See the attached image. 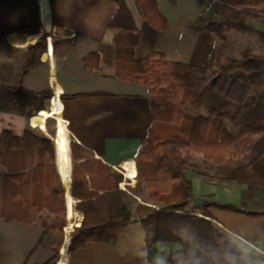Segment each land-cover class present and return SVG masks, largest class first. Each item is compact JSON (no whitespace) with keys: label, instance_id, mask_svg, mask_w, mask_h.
<instances>
[{"label":"trees","instance_id":"1","mask_svg":"<svg viewBox=\"0 0 264 264\" xmlns=\"http://www.w3.org/2000/svg\"><path fill=\"white\" fill-rule=\"evenodd\" d=\"M110 1L118 6L108 25L114 32L116 77L147 87L152 100V124L141 142L135 167L156 209L153 215L138 221L130 206L133 197L119 186L124 181L123 174L72 143L73 158L81 161L72 170V197L81 200L78 207L84 218L71 239L70 254L89 242L115 243L130 223L139 222L145 230L150 264H158L150 254L158 244L174 247L168 264H177L193 253L204 264H215L217 260L229 264L231 259L236 264H254L258 256L247 252L212 223L208 208L215 206L250 216H264V212L231 204L197 203L186 172L193 167L192 157L196 154L216 164L244 158L245 166L264 155V54L248 52L233 57L227 52V33L233 30L264 45V30L249 24L251 16L264 19V0H220L215 12L198 17L191 28L216 36L203 67L171 62L156 54L146 59L135 57L140 40L135 18L125 0ZM135 3L146 20L158 13L155 0ZM29 41L35 42V37ZM5 44L0 33V46ZM11 48L22 58L12 82L0 75V112L27 118L29 111L44 106L33 114L35 126L43 131L45 104L52 91L34 92L24 87L23 80L41 64L40 56L46 50L44 39L24 49ZM61 98L65 99L63 95ZM24 134L22 138L9 131L1 134L0 167L6 174L0 175V217L38 222L45 229L61 233L65 222L64 190L53 170V144L47 138H37L31 130ZM54 143L67 185L72 168L70 142ZM127 167L133 168V162H128ZM49 168L50 174L45 172ZM45 210L53 220L40 215ZM68 213L71 215V208ZM56 244L51 246L52 257L43 264H57L61 237ZM261 246L264 248V241Z\"/></svg>","mask_w":264,"mask_h":264},{"label":"crops","instance_id":"2","mask_svg":"<svg viewBox=\"0 0 264 264\" xmlns=\"http://www.w3.org/2000/svg\"><path fill=\"white\" fill-rule=\"evenodd\" d=\"M125 1L140 31L135 57L146 59L156 54L171 62L205 66L216 36L209 31H195L191 26L199 16L216 11L210 0H155L158 13L153 14L152 20L141 17L135 0ZM117 9L110 0H0V33L7 44L2 46L24 49L39 38L44 39L46 50L40 56L41 64L24 76V87L34 92L51 91L52 74L59 82L56 90L65 97L55 98L53 109L49 101L45 104L43 131L35 126L33 117L0 112V139L3 131L22 138L31 130L37 138L52 142L53 170L64 190L63 226L68 205L78 210L82 221L84 218L78 207L81 200L72 197V170L81 162L73 158L72 143L123 174L124 181L119 186L133 197L130 206L138 221L153 215L156 209L147 198L135 167L141 142L152 124V100L147 87L116 77L114 32L108 25ZM33 37L32 43L29 39ZM72 95L78 97L71 98ZM48 121L55 123L53 136L47 132ZM54 141L70 142L72 168L67 185L60 173ZM242 160L214 164L201 154L193 156V167L186 177L192 182L196 199L264 212V155L246 166ZM131 161L133 168L126 169ZM45 172L50 174L51 168ZM2 174L6 171L1 166ZM208 212L212 223L239 243L247 240L261 245L264 241L263 215L250 216L215 206L209 207ZM40 215L53 220L47 210ZM56 234L61 233L45 229L38 222L0 217V264L47 262L53 255L51 246L57 245ZM162 246L151 249L155 262L159 261ZM61 252L59 264H150L145 230L139 222L130 223L115 243L89 242L72 254L63 249Z\"/></svg>","mask_w":264,"mask_h":264},{"label":"rangeland","instance_id":"3","mask_svg":"<svg viewBox=\"0 0 264 264\" xmlns=\"http://www.w3.org/2000/svg\"><path fill=\"white\" fill-rule=\"evenodd\" d=\"M249 24L251 26H254L256 29L260 30H264V19L262 18H257V17H249ZM227 38H228V54L230 53L231 56H235V57H240L245 53H255V54H264V45L262 43H260L258 40H256L254 37L250 36V35H245L241 32L238 31H229L227 33ZM15 48V47H14ZM22 58V54L20 52L14 51L11 47L10 49H6V47L4 46H0V70L1 73L0 75H2L4 77V79H7L9 82H12L14 79L13 77L15 76V74L17 73V70L19 69V62ZM48 104V103H46ZM54 121H48V125H47V132L51 134V136H53V129H54ZM243 159L242 161H247V159L244 158H240ZM238 159V160H240ZM236 160V161H238ZM235 161V162H236ZM213 163V162H212ZM216 164V163H214ZM134 191V189H133ZM72 205H68V210L69 208H71ZM67 216L69 218V223L67 226V230L69 231L66 234V238H69L71 236V234L74 231V225L72 222V219L74 218V215L71 211V215H69V213H67ZM70 230H72L70 232ZM57 235V240L60 239L61 237V246L59 248V253H58V260L60 259V250L62 247V243H63V230L61 232V234H56ZM255 243H259L258 240L255 241ZM241 247H243L247 252L249 253H253L250 249H248V247H246L242 243H238ZM64 247V246H63ZM174 247H166V246H162L161 249L159 250L161 253V256L159 257V261L160 260H164L166 261V264H168V258H169V254L172 252ZM156 256V255H155ZM156 258V257H155ZM182 258V257H180ZM61 260V259H60ZM60 260L58 261V264L60 263ZM158 261V262H159ZM157 262V263H158Z\"/></svg>","mask_w":264,"mask_h":264},{"label":"built area","instance_id":"4","mask_svg":"<svg viewBox=\"0 0 264 264\" xmlns=\"http://www.w3.org/2000/svg\"><path fill=\"white\" fill-rule=\"evenodd\" d=\"M219 2H220V0H211L210 4L211 5H217V3H219ZM49 77H50V79H49V88L52 91V96H51V98L49 100V104H50V109H53L54 106H55L54 105V99L57 98V100H62L61 99L62 93L56 90L57 87L59 86V82H58V79H57L56 75H52L51 74ZM40 109L29 111V118L31 119L33 117V114L38 112ZM63 110H64V105L62 104V101H61V113L62 114H63ZM65 124L67 126L68 122L65 121ZM71 211H72V213L74 215V218L72 219V222H73V224L75 223V227H74V231L71 234V236L69 238V241H68V247H67L68 255H69V249H70V245H71L70 242H71V239H72V237L74 235V232L81 226V223H82V216L78 215V213H79L78 210L75 209L74 206H72L71 207ZM68 223H69V218L67 216V222L62 228L63 236H64L63 243H62L63 245H64V242H65L66 234L69 232L67 230ZM243 243L254 253V255L256 257L258 256V259H257L256 262H254V264H264V248L260 244H254V243H251V242H249L247 240H243ZM63 245H62V247H63ZM62 247H61V249H62ZM60 257H61V250H60L59 258ZM57 264H58V262H57Z\"/></svg>","mask_w":264,"mask_h":264},{"label":"clouds","instance_id":"5","mask_svg":"<svg viewBox=\"0 0 264 264\" xmlns=\"http://www.w3.org/2000/svg\"><path fill=\"white\" fill-rule=\"evenodd\" d=\"M158 264H166V261L160 260ZM177 264H204V262L201 260L199 256L193 253L187 258H182L178 260ZM215 264H220V261L219 260L215 261ZM229 264H236L235 259H231L229 261Z\"/></svg>","mask_w":264,"mask_h":264},{"label":"bare ground","instance_id":"6","mask_svg":"<svg viewBox=\"0 0 264 264\" xmlns=\"http://www.w3.org/2000/svg\"><path fill=\"white\" fill-rule=\"evenodd\" d=\"M57 99V98H56ZM72 230H70V232H71ZM68 242V238H65V242H64V247H62V249H63V251H64V253H66L67 252V243ZM61 253H63V252H61ZM62 255V254H61ZM60 259H61V257H60Z\"/></svg>","mask_w":264,"mask_h":264},{"label":"water","instance_id":"7","mask_svg":"<svg viewBox=\"0 0 264 264\" xmlns=\"http://www.w3.org/2000/svg\"><path fill=\"white\" fill-rule=\"evenodd\" d=\"M196 202L199 203V202H201V200L200 199H197Z\"/></svg>","mask_w":264,"mask_h":264}]
</instances>
